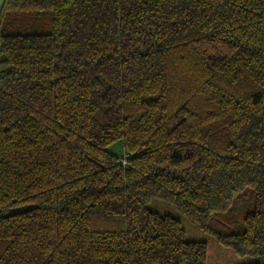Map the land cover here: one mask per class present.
<instances>
[{"label":"trees","instance_id":"1","mask_svg":"<svg viewBox=\"0 0 264 264\" xmlns=\"http://www.w3.org/2000/svg\"><path fill=\"white\" fill-rule=\"evenodd\" d=\"M0 264H264V0H3Z\"/></svg>","mask_w":264,"mask_h":264},{"label":"rangeland","instance_id":"2","mask_svg":"<svg viewBox=\"0 0 264 264\" xmlns=\"http://www.w3.org/2000/svg\"><path fill=\"white\" fill-rule=\"evenodd\" d=\"M147 207L157 211L160 214H169L180 220L181 226L185 230L187 239H207L208 235L196 228L192 223L180 215L176 209L166 201L160 199H151L147 203Z\"/></svg>","mask_w":264,"mask_h":264},{"label":"crops","instance_id":"3","mask_svg":"<svg viewBox=\"0 0 264 264\" xmlns=\"http://www.w3.org/2000/svg\"><path fill=\"white\" fill-rule=\"evenodd\" d=\"M2 2H3V0H0V7H1Z\"/></svg>","mask_w":264,"mask_h":264}]
</instances>
